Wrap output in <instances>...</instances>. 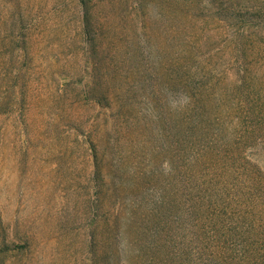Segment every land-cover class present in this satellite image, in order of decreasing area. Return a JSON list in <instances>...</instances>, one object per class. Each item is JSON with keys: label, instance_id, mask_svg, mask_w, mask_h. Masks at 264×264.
Listing matches in <instances>:
<instances>
[{"label": "rangeland", "instance_id": "rangeland-1", "mask_svg": "<svg viewBox=\"0 0 264 264\" xmlns=\"http://www.w3.org/2000/svg\"><path fill=\"white\" fill-rule=\"evenodd\" d=\"M0 264H264V0H0Z\"/></svg>", "mask_w": 264, "mask_h": 264}, {"label": "trees", "instance_id": "trees-1", "mask_svg": "<svg viewBox=\"0 0 264 264\" xmlns=\"http://www.w3.org/2000/svg\"><path fill=\"white\" fill-rule=\"evenodd\" d=\"M256 189H257V188H256ZM256 189H255V190H256Z\"/></svg>", "mask_w": 264, "mask_h": 264}]
</instances>
